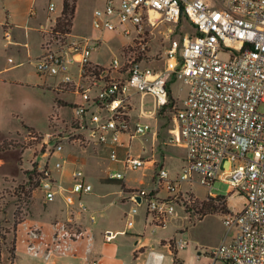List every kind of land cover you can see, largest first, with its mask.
I'll use <instances>...</instances> for the list:
<instances>
[{"label": "built area", "instance_id": "1", "mask_svg": "<svg viewBox=\"0 0 264 264\" xmlns=\"http://www.w3.org/2000/svg\"><path fill=\"white\" fill-rule=\"evenodd\" d=\"M55 9L50 0L48 11ZM181 21L189 23L194 35L170 41L162 68L114 58L110 67L119 75L113 77L90 60L106 33L142 40L146 24L175 26ZM92 27L98 36L53 31L48 39L43 36L42 53L34 60L38 75L77 98L68 128L54 124L44 144L54 140L53 153L74 143L106 148L107 160L121 165L120 170L109 169L106 178L124 182L127 171L147 162L154 167V160L133 154L132 142L151 131L150 120L172 101V80H180L187 87L174 113L176 140L186 149L181 170L170 177L159 166L151 189L130 193L133 207L125 216L143 207L149 224L164 228L181 206L188 217L197 218L186 209L193 198L181 191V184L198 182L211 196L214 184L224 183L243 204L239 211L224 214L223 224L234 236L205 252L207 264H264V0H103L93 12ZM146 98L152 101L151 109L145 108ZM62 167L60 162L53 168L31 167L34 185L46 201L64 189L53 174ZM71 181V191L79 197L92 191L81 169L71 172ZM161 189L166 195H159ZM103 237L110 242L115 234L105 231ZM178 244L187 247L188 242L179 239Z\"/></svg>", "mask_w": 264, "mask_h": 264}, {"label": "rangeland", "instance_id": "2", "mask_svg": "<svg viewBox=\"0 0 264 264\" xmlns=\"http://www.w3.org/2000/svg\"><path fill=\"white\" fill-rule=\"evenodd\" d=\"M49 1L0 0L1 249L6 247L9 250L11 247L16 224L24 217L25 210L31 202L32 191L38 190L31 176V167L34 164L40 166L46 164L52 167L56 162H60L63 165L60 171L55 172L58 181L68 191L64 193L66 200H63L60 205V210H63V213H59L60 215H63L69 208L67 206H71L78 214L84 216L88 227L102 226L105 222L110 226L109 228H114L115 226L120 227L126 218L122 214L123 207L120 208L118 204L109 206L107 209L99 208L97 212L93 213L94 220H90L91 214L89 212L95 210L92 203L99 200L97 195L102 193V189H151L154 186L153 176L158 167L163 165L170 177H175L181 170L186 153V149L176 140L178 129L174 122V113L175 109L182 103L187 87L175 78L170 84V99L172 101L169 106L157 111L155 118L150 120L152 129L148 134L137 137L132 142L133 154H139L144 159L154 160V168L144 165L137 171H127L124 182H110L106 178V172L109 169L120 170L121 165L107 160L106 148L94 144L80 145L74 143L65 145L63 151L53 153L52 146L55 141L50 140L48 144H44V139H48L45 134L52 132L54 124L59 126L61 130L64 129L63 125L65 124L68 128V122L72 120L71 109L74 106V99L71 98L64 103V108H57L56 90L48 87V85L54 84V81L40 77L35 68L34 60L42 53L43 36L46 39L51 36L50 33L53 31L52 27H54L57 18L55 16L61 11L62 0H51L56 4V9L52 12L48 11ZM102 1L75 0L76 7L70 30L72 36H98V32L92 27V15L94 10L101 6ZM31 11L34 12L33 16H30ZM39 23L46 24V31L42 32L40 28L35 30ZM143 28L142 40L132 41L120 35L104 34L103 40L99 42L97 48L90 55V60L93 63L101 64L98 67L106 69L109 76L113 77L119 75L110 67L114 58H117L120 63L134 59L135 61H142L146 66L159 69L164 65L165 51L173 38L180 40L183 36L192 37L194 35V29L186 21H181L175 26L146 24ZM169 29H172V33ZM25 33L27 37H25ZM24 43L26 45H19ZM11 65L16 66L9 72L2 70ZM125 69L126 67H124ZM44 82L45 84H43ZM137 107V99H134L135 113ZM145 108H152L150 98H146ZM56 119L58 122H55ZM142 147H146L144 151L141 150ZM21 153L23 154L21 155ZM19 157L22 159L20 164L23 166L21 167L19 166ZM75 169L83 170L87 181L92 186V191L83 194L81 197L71 191V172ZM126 186L128 188H125ZM182 189L183 193L190 191L191 196L199 201L206 200L208 197V189L195 181L190 184L182 183ZM226 190L227 186L224 183L216 182L213 192L224 195ZM159 195H166V191L162 189ZM81 203L86 207L85 212L80 207ZM230 204L232 206L234 202L230 201ZM124 208H126V214L128 208L126 206ZM143 210V207L140 208L136 215H141ZM176 211L181 216L178 222L188 224V214L184 212L183 208L177 206ZM44 214L38 206L30 209L26 223L19 229V233H16L20 243L25 240L26 226L31 223H40ZM191 216L193 222L194 217ZM219 217L214 216L202 224H207L209 227L207 236L211 243L218 240L223 228L221 215ZM175 232L167 226L163 230H155L153 236H161L166 239L173 236ZM177 232L176 235L181 236V238H176L184 239L183 233ZM186 240L189 241L190 239ZM115 242L116 240H114ZM203 244L208 243L190 241V246L185 255L187 264H197L194 248L200 249L204 247Z\"/></svg>", "mask_w": 264, "mask_h": 264}, {"label": "crops", "instance_id": "3", "mask_svg": "<svg viewBox=\"0 0 264 264\" xmlns=\"http://www.w3.org/2000/svg\"><path fill=\"white\" fill-rule=\"evenodd\" d=\"M60 13L55 17H58ZM45 25L39 23L35 30L45 27ZM106 34L112 35V33ZM25 37H27L26 33ZM19 45H26V43ZM16 65L4 67L2 70L9 72ZM48 87L56 90L54 84L48 85ZM60 95L68 98L61 97ZM56 96L57 108H64V103L71 98L75 101L77 99L71 93L57 90ZM148 159L150 158H146L145 160ZM18 160L19 166H23L20 164L22 159L19 157ZM146 166L152 168V162H147ZM50 168H53V166ZM56 171L58 170L53 169L54 176ZM125 188H128V186ZM134 190L138 189H102V193L97 195L99 200L92 203L95 210L89 212L91 214L90 220L91 217L94 218L93 213L97 212L99 208L107 209L109 206H115L116 204L120 208L123 207L122 214L125 216L126 208L124 207L126 206L128 211L133 207L130 193ZM66 191L67 189L59 190L53 201H46L39 190L32 191L31 202L25 210L24 217L15 227L13 235L15 259L13 262L11 261L9 251L5 247L0 252V264H90L93 261H96L97 264H174V251L176 252L178 264H187L185 255L190 246V241L208 243L203 244L204 247L200 249L194 248L196 251V263L207 264L210 262V259L205 252L219 246L223 242H229L234 236V231L228 230L223 224V213L207 214L200 219L194 218L193 222L191 220L192 217H188V224L186 222L180 224L178 221L181 216L177 215L164 228H154L146 220L143 213L136 215L139 213V209L137 213H131L129 217L125 216L124 221L120 219L123 222L120 227L109 228L110 226L105 222L102 226L88 227L84 216L78 214L71 206H67L69 208H67L63 215L59 214L63 213V210H60V205L63 203V200H66L64 196ZM181 191L183 192L182 184ZM186 192L190 193V191ZM218 196L224 197L228 211H239L242 208L243 199L231 194L228 189L224 195L213 192L210 197L215 198ZM230 201L234 202L232 206ZM34 206L40 207L41 211L45 213L44 218L38 224L31 223L26 226L25 240L20 243L18 234L16 233H19V229L26 223L28 213ZM220 215L223 228L218 240L215 243H211L210 238L207 236L209 227L207 224H202L207 222V220H211L214 216L219 217ZM184 218L187 221L186 217ZM167 226L176 231L173 236L166 239L161 236H153L155 230H163ZM105 231H111L115 234V238L110 242H106L103 237ZM177 231L183 233L185 240L190 239L189 241L186 240L188 242L187 247H182L178 244L177 239L181 238V236L176 235L178 234ZM114 240H116L115 243Z\"/></svg>", "mask_w": 264, "mask_h": 264}, {"label": "trees", "instance_id": "4", "mask_svg": "<svg viewBox=\"0 0 264 264\" xmlns=\"http://www.w3.org/2000/svg\"><path fill=\"white\" fill-rule=\"evenodd\" d=\"M75 0H63L61 14L55 19L54 27H52L54 33L59 35H64L70 33L72 27V20L75 13ZM110 182H119V180H109ZM192 197V196H191ZM193 200L190 206H187V210H192L198 219L201 217L211 214V213H223L228 212V209L224 202L223 196H218L216 198L207 197L206 200L199 201L198 199L192 197ZM10 259L13 262L15 259V246L14 239L12 240L11 247L9 248ZM1 252V248H0ZM174 264H178L176 258V252L174 251Z\"/></svg>", "mask_w": 264, "mask_h": 264}, {"label": "water", "instance_id": "5", "mask_svg": "<svg viewBox=\"0 0 264 264\" xmlns=\"http://www.w3.org/2000/svg\"><path fill=\"white\" fill-rule=\"evenodd\" d=\"M134 199H135L137 202H141V198H140V197H134Z\"/></svg>", "mask_w": 264, "mask_h": 264}]
</instances>
